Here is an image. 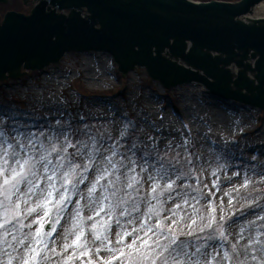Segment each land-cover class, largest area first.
Listing matches in <instances>:
<instances>
[{
    "label": "snow or ice",
    "instance_id": "snow-or-ice-1",
    "mask_svg": "<svg viewBox=\"0 0 264 264\" xmlns=\"http://www.w3.org/2000/svg\"><path fill=\"white\" fill-rule=\"evenodd\" d=\"M54 36L0 30V56ZM22 115L0 113V264H264V159L252 157L258 179H239L231 153L162 148L131 120L113 132L59 110Z\"/></svg>",
    "mask_w": 264,
    "mask_h": 264
},
{
    "label": "water",
    "instance_id": "water-1",
    "mask_svg": "<svg viewBox=\"0 0 264 264\" xmlns=\"http://www.w3.org/2000/svg\"><path fill=\"white\" fill-rule=\"evenodd\" d=\"M36 1L28 15L6 12L0 30L6 37L41 30L56 36L51 44L0 56V81L58 62L68 51L94 50L108 53L122 75L144 67L165 88L197 82L214 95L264 109V17H250L262 0ZM101 17L136 24L139 36L121 40L111 27L100 32ZM169 21L177 23L157 26Z\"/></svg>",
    "mask_w": 264,
    "mask_h": 264
},
{
    "label": "rangeland",
    "instance_id": "rangeland-1",
    "mask_svg": "<svg viewBox=\"0 0 264 264\" xmlns=\"http://www.w3.org/2000/svg\"><path fill=\"white\" fill-rule=\"evenodd\" d=\"M25 1L26 5L33 4L31 0ZM263 2L252 9L251 17H263L259 6ZM23 6L22 0H9L0 5V10L8 8L23 13L26 11H22ZM8 110L23 114L28 123H43L41 117L59 110L79 116L96 128H112L113 132L114 122L122 126L121 121L131 120L142 130V136L155 137L162 148L168 141L183 139L195 145L193 152H208L211 148L217 153L221 150L231 153V170L240 172L239 179L245 174L258 179L259 166L252 157L264 159L260 155L264 152V141L260 139L264 110L224 100L197 82L166 89L142 67L121 75L116 62L102 51H68L58 62L40 70L0 81V113ZM241 114L247 116L244 121ZM222 116L236 117L231 129L212 122L214 117ZM253 168L257 169L255 175Z\"/></svg>",
    "mask_w": 264,
    "mask_h": 264
},
{
    "label": "bare ground",
    "instance_id": "bare-ground-1",
    "mask_svg": "<svg viewBox=\"0 0 264 264\" xmlns=\"http://www.w3.org/2000/svg\"><path fill=\"white\" fill-rule=\"evenodd\" d=\"M260 6V8H261V16H263L264 17V2L262 3V5L260 4L259 5ZM245 107H247V106H245ZM248 108V107H247ZM241 117H242V120L241 121H244L246 118H247V116L245 115V114H241ZM236 118V117H235ZM234 117H232V118H227V117H225V116H222L221 118H213L212 119V122L213 123H215V126H225L226 128H229V129H231V126H232V123H233V121H236V119H235ZM260 139L262 140V141H264V130L262 131V133H261V137H260Z\"/></svg>",
    "mask_w": 264,
    "mask_h": 264
},
{
    "label": "flooded vegetation",
    "instance_id": "flooded-vegetation-1",
    "mask_svg": "<svg viewBox=\"0 0 264 264\" xmlns=\"http://www.w3.org/2000/svg\"><path fill=\"white\" fill-rule=\"evenodd\" d=\"M0 13H1V12H0ZM3 14H4V13H1V14H0V17H2V16H3Z\"/></svg>",
    "mask_w": 264,
    "mask_h": 264
},
{
    "label": "trees",
    "instance_id": "trees-1",
    "mask_svg": "<svg viewBox=\"0 0 264 264\" xmlns=\"http://www.w3.org/2000/svg\"><path fill=\"white\" fill-rule=\"evenodd\" d=\"M82 123H84V122L82 121Z\"/></svg>",
    "mask_w": 264,
    "mask_h": 264
}]
</instances>
